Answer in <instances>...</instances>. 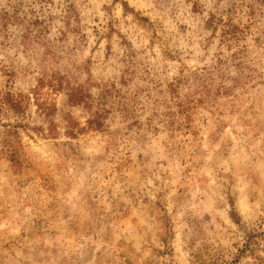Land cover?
<instances>
[{
	"label": "clouds",
	"instance_id": "1",
	"mask_svg": "<svg viewBox=\"0 0 264 264\" xmlns=\"http://www.w3.org/2000/svg\"><path fill=\"white\" fill-rule=\"evenodd\" d=\"M0 102V264L264 260V0H0Z\"/></svg>",
	"mask_w": 264,
	"mask_h": 264
},
{
	"label": "rangeland",
	"instance_id": "2",
	"mask_svg": "<svg viewBox=\"0 0 264 264\" xmlns=\"http://www.w3.org/2000/svg\"><path fill=\"white\" fill-rule=\"evenodd\" d=\"M48 87H51V85H48ZM55 91V89H54ZM7 104H3L0 102V107H7ZM191 111V109H190ZM223 115V113H221ZM194 120L189 117L187 121V125H180L176 126L173 125L169 129V136L172 140L177 141L176 145V151H179L181 153L186 151V143L187 138L199 136L200 132L197 127H194ZM225 128H227V125H225ZM220 131H223L221 129ZM16 137L19 140V144L13 143V140L11 137ZM24 143V138L21 136L19 131H15L12 133H9L7 137L0 139V160L3 162H7V159L11 157L13 160H16L17 163H19V160L23 158V154L21 153L20 145ZM142 159V157L140 158ZM137 163V161H134L131 157L128 158V165L127 169L128 171L132 170L133 165ZM37 168H39V172H35L33 168H28L27 173L29 176H32L34 179L30 181V183H33L39 187V191L42 195V197H46L48 192L51 190L50 185L54 184L56 180L58 179L57 174L48 171L45 169V167L38 162H36L35 165ZM117 171H124V169H118ZM117 172H113L112 175H116ZM109 179L108 177H105V180ZM102 183L104 181H101ZM71 195V193H69ZM42 211L43 216L41 219L37 220L36 223L43 224L45 221L48 222V224L52 225L54 230L57 232L60 231L59 224L64 223V221L59 220L58 216L59 213L51 208H48L46 205L42 203ZM156 214V208H144V209H131L128 211V213L123 215V219L118 221V223H122L125 226L130 222L132 224H137L141 222L146 216H152ZM117 215H120V213H117ZM129 217H131V221H129ZM104 225H99V230L104 229ZM257 227H264V220L261 221L260 225H257ZM83 228V225L81 223H77L75 231H80ZM71 237H69L70 239ZM257 240H264V231L256 232L254 230V234L250 235L248 237V243L245 244L244 250L240 253L241 256L245 254V252L251 251V254L255 255V251L252 250V245L256 243ZM258 247V245H257ZM239 259V257H238ZM260 264H264V260H261Z\"/></svg>",
	"mask_w": 264,
	"mask_h": 264
}]
</instances>
